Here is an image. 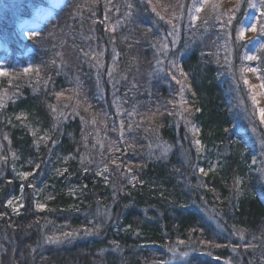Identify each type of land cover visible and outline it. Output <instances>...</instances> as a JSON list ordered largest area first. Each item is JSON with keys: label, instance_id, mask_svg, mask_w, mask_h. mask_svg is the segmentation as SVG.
Segmentation results:
<instances>
[{"label": "trees", "instance_id": "obj_1", "mask_svg": "<svg viewBox=\"0 0 264 264\" xmlns=\"http://www.w3.org/2000/svg\"><path fill=\"white\" fill-rule=\"evenodd\" d=\"M180 2L156 4L168 22H177ZM237 2L235 15L242 18L247 4ZM41 3L47 4L25 0L17 13L30 16L31 6ZM121 3L66 0L30 41L18 38L11 10L0 15V54L31 64L27 73L0 75V264H264V126L233 105L216 33L203 46L192 34L177 56L188 81L178 106L169 78L144 76L156 56L159 20L148 18L139 2L141 25L125 34L124 27L112 29ZM197 16L194 27L202 24L204 8ZM88 31L83 39L80 33ZM257 32L264 44L259 24ZM102 37L117 53L118 93L138 103L122 132L93 78L92 51ZM244 41L234 44L236 52ZM255 56L264 72L261 46ZM65 59L75 68L62 71ZM75 73L81 81L69 80ZM230 74L237 84V69ZM234 90L242 99L241 84ZM62 107L66 116L55 123L53 113ZM179 110L197 134L177 119ZM89 117L98 125L100 147L83 144ZM251 137L261 146L251 145ZM155 138L171 148L153 149ZM44 235L67 238L46 243ZM175 246L190 252L169 262Z\"/></svg>", "mask_w": 264, "mask_h": 264}, {"label": "rangeland", "instance_id": "obj_2", "mask_svg": "<svg viewBox=\"0 0 264 264\" xmlns=\"http://www.w3.org/2000/svg\"><path fill=\"white\" fill-rule=\"evenodd\" d=\"M25 0H0V15L4 11L12 12V19L17 21L16 34L18 38L22 41H30L33 40L41 30L48 24L49 20L54 17V9L65 3L66 0H62L58 3V6H52V0H45L47 4H35L31 6V14L30 16H24L17 13L19 9V5ZM180 8L177 10V22H174L171 19V23L168 22L162 13L161 7L157 6L159 0H122L120 14L117 19L111 24L112 29H120L124 27L122 30L125 33L136 29L137 25L140 26L141 15L137 9L138 3L140 2L143 7H146L147 12L144 13L148 18L153 20H159L160 23V32H158V38L154 39L153 47L155 49V58L150 69L146 70L144 76L146 80L151 77H167L165 78L172 81L175 84L177 89L176 102L178 106L181 105V102L184 100L183 95L185 94V90L188 87V81L184 78V75L181 72L180 66L178 64L177 56L181 54L184 49L189 47L190 41L189 38L192 34H194V39L196 38L199 43L203 46L206 36L211 35L212 32L216 33L218 40V53H219V61L222 67H225L224 73L228 76L230 82L228 83L232 87L231 94L233 98V105L238 106V110L243 118L249 119L253 118L256 114L260 120L259 113L254 112L252 101L249 98V85H255L256 87L252 88L251 91L256 95L259 108H264V89H261L259 85L261 84L260 79L258 78L257 73L251 72H243L242 70L247 67H257L255 60H247L244 59L246 55H255L256 50L261 46L262 39L258 32L250 31V24L246 26L244 32V40L243 45L235 51L234 44H238L236 40V28L234 27V32L231 31V26L226 25V21L229 16L232 15L230 9L236 8L238 2L237 0H180ZM246 2L247 6L242 15L244 20H256L257 15L259 13V0H253L254 3L257 4L256 8H250L248 6L247 0H241V2ZM131 5V7H129ZM155 8V11H153ZM200 9L197 11V9ZM204 8V20L201 22L202 24L199 27H194L197 24L196 18L198 17V13L201 12ZM119 10L117 9L115 12L117 13ZM46 12H50L49 16L44 18ZM173 13L172 16H174ZM175 15V16H176ZM162 17V18H161ZM43 19V21H42ZM222 24L225 25L222 27ZM236 25V24H235ZM175 26V27H174ZM237 27L239 26L237 22ZM197 29V30H196ZM57 30H60L59 28ZM213 30V31H212ZM198 31V32H197ZM37 33L36 36H32L31 33ZM231 33V35H229ZM52 33H47L46 36H51ZM90 32L88 31L86 34L80 33L83 39L88 38L90 36ZM104 39V37H102ZM102 39V40H103ZM101 40V41H102ZM107 41V39H106ZM104 39V42L99 45V48H93V55L95 56L92 61L93 68V78L98 88V93L110 101V113L113 115V119L117 121V126L122 132L124 129L129 126L124 125L125 122L129 123L133 120L134 114L138 110V103L129 99L128 102H125L126 96L118 93L119 88H122L120 82V76L116 71L115 59L117 57V53L112 46L111 41L109 40V46H105L107 43ZM210 43V42H209ZM240 43V41H239ZM93 44V43H92ZM91 44V45H92ZM1 45V44H0ZM165 45L167 47H165ZM183 49V50H182ZM64 59V56H63ZM173 64L175 65L173 67ZM73 66L70 64L68 59L63 60L59 64V68L64 71L68 66ZM30 60H18L14 63V61H8L4 54H0V70H3L7 73V75H13L14 73L24 70L26 67L30 68ZM234 67L237 69V74L241 79L237 77V84L233 83L231 79L230 70ZM174 75L175 79L172 78ZM247 78L249 81V85L244 84V79ZM81 76L79 74L72 75V78L69 80H74L75 82L81 81ZM179 81V83L177 82ZM147 82V81H146ZM241 82V83H239ZM241 84L242 86V99L237 100L238 96L236 95L235 88ZM107 94V95H106ZM231 96V98H232ZM3 97V96H2ZM0 98V108L4 105V98ZM65 107V106H64ZM179 109V108H178ZM55 118L54 122L57 123V119H64L66 116V112L63 111V107L57 109V113H53ZM110 115V114H109ZM111 115V116H112ZM177 119L183 121L186 125V129L188 132L197 134L196 125L191 123L189 118L182 113V110H179L177 115ZM17 118H21L20 115ZM250 126L254 128V126ZM264 126V124H262ZM97 123L95 122L93 117H89L88 119L83 120V130H84V140L83 144L86 145V141L89 142L90 146L95 145L94 147L101 146L100 133L97 127ZM243 128L237 129V134L241 133ZM45 131L39 134L41 137ZM254 132H250V134H255ZM5 139L4 137H1ZM251 141L249 142L251 145L257 143L259 147L261 146L260 141L251 137ZM256 140V141H255ZM151 147L156 149L157 151H161L163 154L167 152L171 148V144L166 140L161 138H155L151 141ZM258 150V148L256 147ZM259 152V151H258ZM213 165V164H212ZM201 170V167L199 168ZM17 199H12V204L16 208L18 204L16 203ZM44 242L48 243L50 240L47 235L43 236ZM67 237L60 236L54 237L55 241H65ZM190 252V250L183 249V247L175 246L171 248L169 255V262H174L178 259H181L183 256L182 253H186V255Z\"/></svg>", "mask_w": 264, "mask_h": 264}, {"label": "snow or ice", "instance_id": "obj_3", "mask_svg": "<svg viewBox=\"0 0 264 264\" xmlns=\"http://www.w3.org/2000/svg\"><path fill=\"white\" fill-rule=\"evenodd\" d=\"M247 2H248V6L250 8H256L257 7V4L254 3L253 0H247ZM129 7H131V5H129ZM259 7H260V9H262V11L260 13V17L257 18L256 20H247L246 21L243 18L236 17L235 13L240 10V4L239 3L237 4L236 9L232 10V15L229 16L228 20L226 21V25L236 28V40L238 42L244 39L245 28L249 24L251 26L249 30L252 31V32H256L257 31V25L259 24V32H260V34H264V0H259ZM199 10L200 9L198 8L197 11H199ZM153 11H155V8H153ZM234 20L238 21V24H239L238 27L233 23ZM169 22L171 23V21H169ZM223 26H225V25L222 24V27ZM31 35L32 36H36L37 33L33 32V33H31ZM229 35H231V33ZM165 47H167V46L165 45ZM261 48L264 49V44L261 45ZM243 58L247 59V60H257V59H259L255 55H246ZM174 66L175 65L173 64V67ZM24 71H25V73H27L29 71V68L26 67L24 69ZM242 71L243 72L257 73L258 74V78L261 81V84L259 85V87L261 89H264V72H262V70L259 67H247V68H244ZM6 74H7L6 72H4L3 70H0V75H6ZM173 79H175V77H173ZM177 82L179 83V81H177ZM244 84L245 85H249V81H248L247 78L244 79ZM254 87H256V86L255 85H249V98L252 101L254 112H258L259 113L260 123L264 124V108L257 107L258 101H257L256 95L254 93H252V91H251V89L254 88ZM57 95L59 96L61 94L57 93ZM0 103H2V101H0ZM5 138H7V137H5ZM262 143H264V142H262ZM37 167H39V165H37ZM200 171L203 172L204 170L201 169ZM20 175H21V178H26L28 175H30V173H21ZM237 184H239V181H237ZM9 204H11V201H9ZM41 207H43V206H41ZM66 235H72V234H66ZM48 239L50 240V242H56L55 239H53V238H48ZM182 255H186V253H182Z\"/></svg>", "mask_w": 264, "mask_h": 264}, {"label": "bare ground", "instance_id": "obj_4", "mask_svg": "<svg viewBox=\"0 0 264 264\" xmlns=\"http://www.w3.org/2000/svg\"><path fill=\"white\" fill-rule=\"evenodd\" d=\"M62 0H52V6H58V3H60ZM50 12H46L44 15V18H46L47 16H49ZM43 21V19H42Z\"/></svg>", "mask_w": 264, "mask_h": 264}]
</instances>
